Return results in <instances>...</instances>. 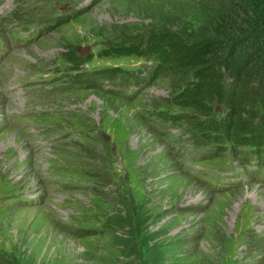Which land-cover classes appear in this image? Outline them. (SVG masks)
<instances>
[{
    "label": "rangeland",
    "instance_id": "rangeland-1",
    "mask_svg": "<svg viewBox=\"0 0 264 264\" xmlns=\"http://www.w3.org/2000/svg\"><path fill=\"white\" fill-rule=\"evenodd\" d=\"M225 1L0 0L4 42L6 27L24 20L49 27L0 55V264H264V183L250 176L212 189L175 150L196 145L209 157L201 167L232 155L246 131L260 145L264 99L242 107L228 89L226 98H196L191 72L163 70L151 52L158 42L201 39ZM53 69L75 80L137 74L140 83L129 99L90 80L44 98H7L13 83ZM31 107L57 118L66 150L35 152L14 131L8 112ZM153 113L170 121L175 141L147 124ZM46 171L79 185L48 190Z\"/></svg>",
    "mask_w": 264,
    "mask_h": 264
},
{
    "label": "trees",
    "instance_id": "trees-1",
    "mask_svg": "<svg viewBox=\"0 0 264 264\" xmlns=\"http://www.w3.org/2000/svg\"><path fill=\"white\" fill-rule=\"evenodd\" d=\"M224 3L209 20L201 39L188 43L158 42L151 52L163 70L191 72L195 79L191 90L196 98L206 99L211 94L226 98L230 95L228 90H234L233 95L241 106L251 107L264 99V0H226ZM116 53L127 55L128 52L117 50ZM247 134L246 131L243 137L235 139L232 155L226 158H239L243 151L261 158L264 142L259 145ZM207 147L215 149L212 145ZM222 162L202 167L217 172L222 170L219 169Z\"/></svg>",
    "mask_w": 264,
    "mask_h": 264
},
{
    "label": "bare ground",
    "instance_id": "bare-ground-1",
    "mask_svg": "<svg viewBox=\"0 0 264 264\" xmlns=\"http://www.w3.org/2000/svg\"><path fill=\"white\" fill-rule=\"evenodd\" d=\"M128 76V75H127ZM127 76H124V77H127ZM139 75H137V74H135L134 75V77H132V79H135V81L137 82V83H140V78L138 77ZM123 77V78H124ZM3 136H5V139L7 138V139H9V134H4ZM14 137V136H13ZM17 137V136H16ZM16 137H15V139H16ZM18 139V138H17Z\"/></svg>",
    "mask_w": 264,
    "mask_h": 264
}]
</instances>
